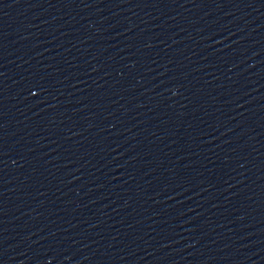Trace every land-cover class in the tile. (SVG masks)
Listing matches in <instances>:
<instances>
[{
	"label": "water",
	"instance_id": "1",
	"mask_svg": "<svg viewBox=\"0 0 264 264\" xmlns=\"http://www.w3.org/2000/svg\"><path fill=\"white\" fill-rule=\"evenodd\" d=\"M0 264H264V0H0Z\"/></svg>",
	"mask_w": 264,
	"mask_h": 264
}]
</instances>
